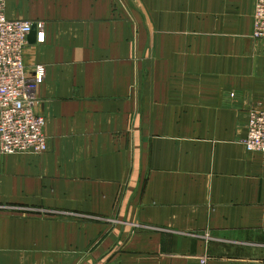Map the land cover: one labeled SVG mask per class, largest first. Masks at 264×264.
Here are the masks:
<instances>
[{
    "label": "crops",
    "instance_id": "crops-1",
    "mask_svg": "<svg viewBox=\"0 0 264 264\" xmlns=\"http://www.w3.org/2000/svg\"><path fill=\"white\" fill-rule=\"evenodd\" d=\"M142 4L7 0L9 18L43 23L24 61L30 77L45 67L48 149L0 153V205L117 215L96 264H264V154L244 144L264 106L255 0ZM54 227L0 211V264H54L56 245L84 262L85 223Z\"/></svg>",
    "mask_w": 264,
    "mask_h": 264
},
{
    "label": "built area",
    "instance_id": "built-area-1",
    "mask_svg": "<svg viewBox=\"0 0 264 264\" xmlns=\"http://www.w3.org/2000/svg\"><path fill=\"white\" fill-rule=\"evenodd\" d=\"M6 3L7 0H0V153L42 154L48 149L46 120L36 113L35 107L45 67L38 65L30 77L24 50L33 27L43 23L9 18ZM253 37L264 40V0H255ZM244 144L249 152L264 154V106L250 110ZM207 260L201 258L203 264Z\"/></svg>",
    "mask_w": 264,
    "mask_h": 264
},
{
    "label": "rangeland",
    "instance_id": "rangeland-1",
    "mask_svg": "<svg viewBox=\"0 0 264 264\" xmlns=\"http://www.w3.org/2000/svg\"><path fill=\"white\" fill-rule=\"evenodd\" d=\"M125 1V0H124ZM126 6V4H125ZM129 7V5H127ZM133 12H136L135 8L137 10L144 11V5L142 4V0H133ZM23 20V19H22ZM0 211H5L6 214L10 216L15 217H21L22 220H36L39 223L44 222H51L54 224L53 228V236H61V221L63 222H70V223H76L77 221H83L85 223V238L87 235H89L88 240H86L85 243V258L84 262H81L80 260H76L75 256L69 258V264H96L95 261L92 260V248L94 247V243L102 242V240L106 239L108 236L109 229H113L114 227H124L125 221L121 220L120 218L116 217L117 215L111 214H92L87 213L79 210H70L68 208H60V207H53V206H46L39 203H32V204H13V203H6L4 205H0ZM99 223L102 226L101 231L99 234H96V238L93 241V234L90 230L92 224ZM69 238L76 237L77 231L76 229H70L68 231ZM99 235V236H98ZM98 245V244H96ZM58 247L57 250L54 249V264H61L62 261L60 260V246H54ZM70 251L71 249H76V246L70 245ZM58 253V254H57ZM108 264L107 261H101L98 262V264Z\"/></svg>",
    "mask_w": 264,
    "mask_h": 264
},
{
    "label": "water",
    "instance_id": "water-1",
    "mask_svg": "<svg viewBox=\"0 0 264 264\" xmlns=\"http://www.w3.org/2000/svg\"><path fill=\"white\" fill-rule=\"evenodd\" d=\"M36 26L33 27L31 33L29 34L28 38H31L32 36H36L37 35V32H36Z\"/></svg>",
    "mask_w": 264,
    "mask_h": 264
}]
</instances>
